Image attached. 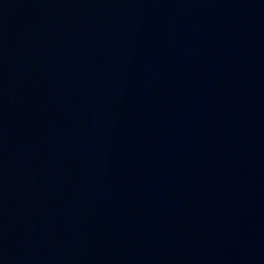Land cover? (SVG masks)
I'll return each mask as SVG.
<instances>
[{
  "label": "water",
  "instance_id": "water-1",
  "mask_svg": "<svg viewBox=\"0 0 264 264\" xmlns=\"http://www.w3.org/2000/svg\"><path fill=\"white\" fill-rule=\"evenodd\" d=\"M0 264H264V0H0Z\"/></svg>",
  "mask_w": 264,
  "mask_h": 264
}]
</instances>
